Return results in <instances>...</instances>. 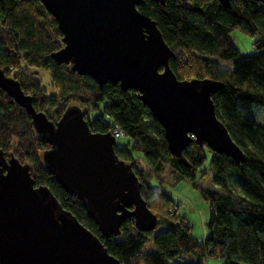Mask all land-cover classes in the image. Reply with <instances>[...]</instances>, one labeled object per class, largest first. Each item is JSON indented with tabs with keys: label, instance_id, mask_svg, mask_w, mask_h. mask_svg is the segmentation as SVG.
Wrapping results in <instances>:
<instances>
[{
	"label": "trees",
	"instance_id": "16d2710c",
	"mask_svg": "<svg viewBox=\"0 0 264 264\" xmlns=\"http://www.w3.org/2000/svg\"><path fill=\"white\" fill-rule=\"evenodd\" d=\"M139 11L157 22L174 53L169 64L178 80L223 83L213 97L216 113L244 152L246 163L238 164L195 143L181 157L173 156L164 130L137 91L123 92L110 83L100 87L52 58L64 47V37L38 0H0V69L21 84L36 112L46 113L51 121H58L70 106L77 105L92 132L112 133L117 126L124 132L131 142L128 149L116 148L117 155L132 164L143 184L146 204L159 219L157 229L165 228L154 235L156 251L144 250L154 233H139L133 219L121 226L120 237L102 235L82 202L48 173L42 155L50 146L35 133L25 109L1 89L0 150L7 160L13 155L28 165L35 187L50 188L62 208L100 239L121 264H173L178 257L197 260L185 264H203L208 257L221 258L224 264H264V126L248 113L251 107L264 108V5L232 0L227 9L218 0H165V4L144 0ZM236 30L256 39L257 55L239 58L230 36ZM41 71L48 73V85L37 78ZM100 107L103 114L92 118V110ZM106 116L113 122L105 126ZM131 152L140 154L139 158ZM140 160L159 187L189 182L201 193L211 212L206 240L199 241L192 234L191 224L178 214L172 195L145 183L147 172L136 167ZM210 174L222 192L199 186Z\"/></svg>",
	"mask_w": 264,
	"mask_h": 264
},
{
	"label": "water",
	"instance_id": "95a60500",
	"mask_svg": "<svg viewBox=\"0 0 264 264\" xmlns=\"http://www.w3.org/2000/svg\"><path fill=\"white\" fill-rule=\"evenodd\" d=\"M38 1L64 37V47L52 58L100 87L110 83L123 92L137 91L173 156L181 157L195 143L246 163L216 113L213 97L223 83L178 80L169 64L174 53L157 22L139 11L144 0ZM218 1L227 9L232 2ZM0 89L31 117L35 133L50 146L42 155L48 173L82 202L104 237H120L121 226L132 219L139 233H154L159 219L146 204L132 164L117 155L111 132H92L77 105L51 121L2 69ZM10 157L0 150V264H121L50 188L35 187L28 165Z\"/></svg>",
	"mask_w": 264,
	"mask_h": 264
},
{
	"label": "rangeland",
	"instance_id": "374dc122",
	"mask_svg": "<svg viewBox=\"0 0 264 264\" xmlns=\"http://www.w3.org/2000/svg\"><path fill=\"white\" fill-rule=\"evenodd\" d=\"M231 39L234 42L235 47L237 50H239L240 56L239 58L245 57V56H253L257 55L260 51L255 48L254 42L256 39L249 38L246 35H244L239 30H236L231 33ZM37 78L41 81H43L44 85L49 84V77L48 73L46 71H41L39 75H37ZM259 110V111H258ZM254 112V113H253ZM248 113L253 116L259 124H262L264 126V108L261 106H255L251 107L248 111ZM101 114H103L102 107L99 109H94L90 113V116L92 118L99 117ZM256 115V116H254ZM258 117V118H257ZM129 138H121L117 139V145L116 148L119 149H128ZM132 153V152H131ZM134 155V158H139L140 154L138 153H132ZM208 166V163H206L205 167ZM137 169L139 171L145 170L146 176H145V183L148 184L149 187L154 188L156 191H166L170 195H172L173 201L178 206V214L181 217H186L189 224H191L192 227V234L198 239L199 241L206 240L208 234V225L210 221V215L211 212H209V205L208 203L204 202L201 197V193L194 189L192 186H190L187 182H184L180 184L179 186H173V188L170 185L165 184L164 186L159 187L157 179L150 175L149 169L147 168L146 164L140 160L138 161V164L136 165ZM199 186L203 189L213 190V191H219L222 192V190L216 185H214L212 180V174L205 177V179L202 180V182L199 183ZM201 197V198H200ZM164 227H161L159 229H156L154 231L153 236H149L148 243L144 246V250L147 253H154L156 251V247L154 246L153 239L154 235L159 234L164 231ZM197 261L195 257L191 258H176L175 261H173V264H185L188 261ZM203 264H224V260L221 258L216 257H208L204 260Z\"/></svg>",
	"mask_w": 264,
	"mask_h": 264
},
{
	"label": "built area",
	"instance_id": "2783aa9c",
	"mask_svg": "<svg viewBox=\"0 0 264 264\" xmlns=\"http://www.w3.org/2000/svg\"><path fill=\"white\" fill-rule=\"evenodd\" d=\"M113 122V120L109 117V116H106L105 119H103V125H109ZM112 133H113V136L115 137V139H121L124 137V132L117 126V127H113L112 128Z\"/></svg>",
	"mask_w": 264,
	"mask_h": 264
},
{
	"label": "flooded vegetation",
	"instance_id": "af4514ba",
	"mask_svg": "<svg viewBox=\"0 0 264 264\" xmlns=\"http://www.w3.org/2000/svg\"><path fill=\"white\" fill-rule=\"evenodd\" d=\"M21 85V84H20ZM22 88V87H21ZM56 122V121H55ZM119 158L125 162H128V160L126 158H124L123 156H121V154L119 153Z\"/></svg>",
	"mask_w": 264,
	"mask_h": 264
},
{
	"label": "crops",
	"instance_id": "0c3cea01",
	"mask_svg": "<svg viewBox=\"0 0 264 264\" xmlns=\"http://www.w3.org/2000/svg\"><path fill=\"white\" fill-rule=\"evenodd\" d=\"M189 185H190V183L189 182H187ZM191 186V185H190ZM201 198V197H200Z\"/></svg>",
	"mask_w": 264,
	"mask_h": 264
}]
</instances>
